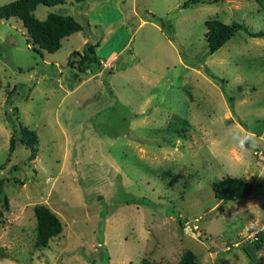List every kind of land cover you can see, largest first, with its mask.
<instances>
[{
  "label": "rangeland",
  "instance_id": "obj_1",
  "mask_svg": "<svg viewBox=\"0 0 264 264\" xmlns=\"http://www.w3.org/2000/svg\"><path fill=\"white\" fill-rule=\"evenodd\" d=\"M184 1L39 4L36 18L82 26L53 53L0 20V264H176L186 251L264 264V38L238 32L208 54L204 36L215 18L264 31V0ZM86 42L101 64L68 65ZM17 120L37 134L34 158L20 142L9 154ZM233 131L255 134L243 158ZM229 176L253 191L218 201L211 183ZM39 204L62 223L46 247Z\"/></svg>",
  "mask_w": 264,
  "mask_h": 264
},
{
  "label": "trees",
  "instance_id": "obj_2",
  "mask_svg": "<svg viewBox=\"0 0 264 264\" xmlns=\"http://www.w3.org/2000/svg\"><path fill=\"white\" fill-rule=\"evenodd\" d=\"M82 2L85 0H74ZM221 0H185L180 7L187 8L196 3H216ZM66 0H12L0 6V20L15 17L21 20L31 38L33 45L40 49L53 53L61 46V41L66 36L80 31L81 24L72 16L57 12H50L45 19L40 20L35 17L34 10L39 4L54 6L65 3ZM170 30L171 26L166 25ZM205 39L207 42V53L212 54L218 50L225 42L232 38L238 32H244L251 37H263L264 31H251L243 22L224 23L219 19H209L205 21ZM171 31V30H170ZM169 31V32H170ZM96 44L86 42L82 51L73 50L68 56L67 64L77 67L79 70H87L89 64H101V61L95 54L94 47ZM76 64V66H74ZM222 93L228 98L232 105V96L226 92L225 86L221 87ZM37 134L34 130L22 125L17 120V128L9 139V154L14 151L16 143L20 142L29 149L30 158L35 157V145L37 143ZM2 182L0 181V192H2ZM211 188L215 198L218 201L236 200L250 194L254 185L240 177H225L214 180ZM145 201H142L144 203ZM36 217V244L40 247H46L51 238L62 231V223L56 213L51 211L47 206L39 204L34 206ZM249 254L248 249L245 248ZM250 255V254H249ZM108 259L107 253L103 258ZM141 264H159L157 262L142 261ZM176 264H197L196 257L192 251H186Z\"/></svg>",
  "mask_w": 264,
  "mask_h": 264
},
{
  "label": "clouds",
  "instance_id": "obj_3",
  "mask_svg": "<svg viewBox=\"0 0 264 264\" xmlns=\"http://www.w3.org/2000/svg\"><path fill=\"white\" fill-rule=\"evenodd\" d=\"M254 133L250 131H233L231 133L232 138V145L234 150H237L240 154L241 158H243L245 146L249 142L251 138L254 137ZM218 143H223L222 141L218 140Z\"/></svg>",
  "mask_w": 264,
  "mask_h": 264
}]
</instances>
